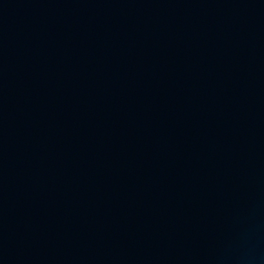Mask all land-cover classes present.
Listing matches in <instances>:
<instances>
[{
  "label": "water",
  "instance_id": "obj_1",
  "mask_svg": "<svg viewBox=\"0 0 264 264\" xmlns=\"http://www.w3.org/2000/svg\"><path fill=\"white\" fill-rule=\"evenodd\" d=\"M0 264H264V0H0Z\"/></svg>",
  "mask_w": 264,
  "mask_h": 264
}]
</instances>
